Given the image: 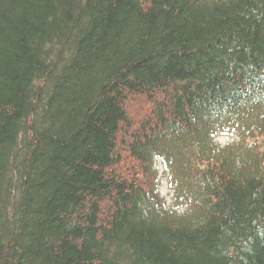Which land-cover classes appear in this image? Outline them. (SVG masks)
<instances>
[{"label": "trees", "instance_id": "16d2710c", "mask_svg": "<svg viewBox=\"0 0 264 264\" xmlns=\"http://www.w3.org/2000/svg\"><path fill=\"white\" fill-rule=\"evenodd\" d=\"M0 264H264V0H0Z\"/></svg>", "mask_w": 264, "mask_h": 264}, {"label": "rangeland", "instance_id": "374dc122", "mask_svg": "<svg viewBox=\"0 0 264 264\" xmlns=\"http://www.w3.org/2000/svg\"><path fill=\"white\" fill-rule=\"evenodd\" d=\"M162 190H163L164 193L167 192V189H166V182L163 184V186H162ZM165 195H166V194H165Z\"/></svg>", "mask_w": 264, "mask_h": 264}, {"label": "bare ground", "instance_id": "6f19581e", "mask_svg": "<svg viewBox=\"0 0 264 264\" xmlns=\"http://www.w3.org/2000/svg\"><path fill=\"white\" fill-rule=\"evenodd\" d=\"M58 48V47H57ZM49 49V48H48ZM64 53V52H63ZM70 57V56H69ZM71 65V64H70ZM43 109V108H42ZM43 115V114H42ZM66 115V114H65ZM49 117V116H48ZM67 117V116H66ZM51 119V118H50ZM51 125V124H50ZM52 126V125H51ZM42 127V126H41ZM20 128V127H19ZM21 132V131H20ZM21 137V135H19ZM15 157V156H14ZM9 191V190H8ZM12 192V191H11ZM34 206V205H33ZM101 210V209H100ZM103 214V213H102ZM87 224V223H86ZM15 226V225H14Z\"/></svg>", "mask_w": 264, "mask_h": 264}]
</instances>
